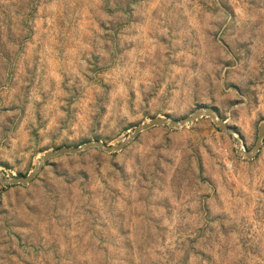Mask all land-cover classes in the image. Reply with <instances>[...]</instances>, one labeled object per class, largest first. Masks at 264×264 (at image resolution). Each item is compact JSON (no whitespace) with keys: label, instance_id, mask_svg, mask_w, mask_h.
I'll return each instance as SVG.
<instances>
[{"label":"rangeland","instance_id":"obj_1","mask_svg":"<svg viewBox=\"0 0 264 264\" xmlns=\"http://www.w3.org/2000/svg\"><path fill=\"white\" fill-rule=\"evenodd\" d=\"M215 108L264 122V0H0V170ZM208 118L0 185V264H264V139Z\"/></svg>","mask_w":264,"mask_h":264},{"label":"water","instance_id":"obj_2","mask_svg":"<svg viewBox=\"0 0 264 264\" xmlns=\"http://www.w3.org/2000/svg\"><path fill=\"white\" fill-rule=\"evenodd\" d=\"M202 118H208L214 126L233 138L237 145L238 151L247 159L253 158L259 151L262 141L264 139V122L260 123L257 128L256 140L253 147L248 150L240 133L233 127L226 124L220 117L219 112L213 107L196 109L191 115L182 119H170L167 117H153L137 127L130 130L127 137L116 145H106L100 141L87 142L78 147H61L57 150L46 151L42 154L39 160L34 164L33 168L27 175L9 176L4 171L0 170V185L3 187L11 186H26L31 183L42 171L43 167L51 160L60 156H77L88 150H97L102 153L111 154L122 151L130 143H132L139 134L156 127H164L170 130H179L188 124H192Z\"/></svg>","mask_w":264,"mask_h":264}]
</instances>
